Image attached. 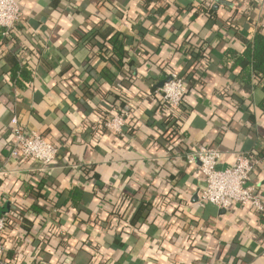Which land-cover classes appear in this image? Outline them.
<instances>
[{
  "label": "crops",
  "instance_id": "0c3cea01",
  "mask_svg": "<svg viewBox=\"0 0 264 264\" xmlns=\"http://www.w3.org/2000/svg\"><path fill=\"white\" fill-rule=\"evenodd\" d=\"M0 28L4 264H264V212L200 202L187 155L255 163L264 198V75L242 54L264 36L262 0H17ZM172 73L180 104L155 93ZM128 110L120 133L104 122ZM58 153L13 158L11 118Z\"/></svg>",
  "mask_w": 264,
  "mask_h": 264
},
{
  "label": "built area",
  "instance_id": "2783aa9c",
  "mask_svg": "<svg viewBox=\"0 0 264 264\" xmlns=\"http://www.w3.org/2000/svg\"><path fill=\"white\" fill-rule=\"evenodd\" d=\"M264 5V0H262ZM20 9L17 0H0V28L3 35H7L18 23ZM155 93L163 102L176 107L185 94V79L176 73L161 86L155 88ZM129 115L128 110L121 109L111 115L105 122L106 129L115 134L120 133ZM14 142L10 148L13 158H31L41 161L45 165L51 164L58 153V148L47 140L40 132L26 131L14 116L11 118ZM220 152L209 146H200L187 155L188 163L198 162L204 177V187L200 195V202L211 203L219 208H227L233 203L249 206L255 212H264V198L260 196L252 185H247L250 172L255 163L247 155H239L235 163L226 168L216 167ZM4 220L0 217V235L4 229ZM4 245L0 239V264L3 261Z\"/></svg>",
  "mask_w": 264,
  "mask_h": 264
},
{
  "label": "trees",
  "instance_id": "16d2710c",
  "mask_svg": "<svg viewBox=\"0 0 264 264\" xmlns=\"http://www.w3.org/2000/svg\"><path fill=\"white\" fill-rule=\"evenodd\" d=\"M234 61L241 66V69L248 76V70L256 75H264V36L260 33L255 34L252 41L246 43V48L242 54L232 52ZM263 97L258 103L259 108L264 112V83L261 85ZM264 159V151L261 154Z\"/></svg>",
  "mask_w": 264,
  "mask_h": 264
}]
</instances>
